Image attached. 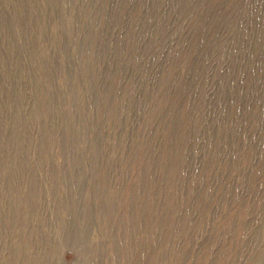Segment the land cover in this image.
<instances>
[{"label": "rangeland", "instance_id": "rangeland-1", "mask_svg": "<svg viewBox=\"0 0 264 264\" xmlns=\"http://www.w3.org/2000/svg\"><path fill=\"white\" fill-rule=\"evenodd\" d=\"M0 264H264V0H0Z\"/></svg>", "mask_w": 264, "mask_h": 264}]
</instances>
